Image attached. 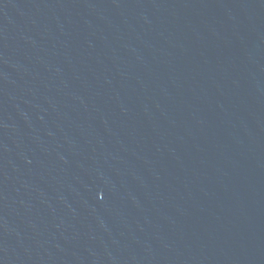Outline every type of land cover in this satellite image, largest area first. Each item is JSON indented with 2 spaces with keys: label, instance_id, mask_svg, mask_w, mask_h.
<instances>
[{
  "label": "water",
  "instance_id": "95a60500",
  "mask_svg": "<svg viewBox=\"0 0 264 264\" xmlns=\"http://www.w3.org/2000/svg\"><path fill=\"white\" fill-rule=\"evenodd\" d=\"M0 264H264V0H0Z\"/></svg>",
  "mask_w": 264,
  "mask_h": 264
}]
</instances>
